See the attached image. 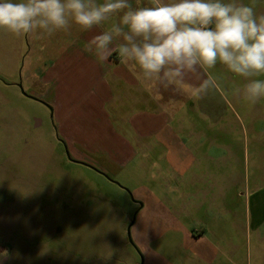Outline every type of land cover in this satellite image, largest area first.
<instances>
[{
    "label": "rangeland",
    "instance_id": "obj_1",
    "mask_svg": "<svg viewBox=\"0 0 264 264\" xmlns=\"http://www.w3.org/2000/svg\"><path fill=\"white\" fill-rule=\"evenodd\" d=\"M240 2L264 15V0ZM114 20L91 31L99 35ZM60 33H34L26 52L57 64ZM74 46L88 51L76 41L65 54ZM3 55L0 64L10 72ZM66 69L61 76L54 66L51 83L35 70L25 84L22 69L0 71V264H201L186 238L202 229L217 246L241 247L239 257L220 247L216 261L205 264H264L254 251V235L264 229L254 214L262 204L250 201L264 184V97L255 104L244 98L248 80L218 62L190 74L188 88L153 80L155 93L140 96L155 101L131 102L123 83ZM208 76L218 87L197 95ZM254 79L264 81V73ZM18 82L44 102L50 90L59 103H49L53 117ZM141 204L131 229L135 247L127 227Z\"/></svg>",
    "mask_w": 264,
    "mask_h": 264
},
{
    "label": "clouds",
    "instance_id": "obj_2",
    "mask_svg": "<svg viewBox=\"0 0 264 264\" xmlns=\"http://www.w3.org/2000/svg\"><path fill=\"white\" fill-rule=\"evenodd\" d=\"M111 27L93 37L87 50L107 59L119 41L122 61L138 67L146 81L162 80L188 88L186 78L217 63L248 80L245 99L264 97V15L240 0H148L134 7L130 0H0V28L16 36L38 33L42 38L72 24L90 31L105 22ZM208 76L197 95L217 88Z\"/></svg>",
    "mask_w": 264,
    "mask_h": 264
},
{
    "label": "crops",
    "instance_id": "obj_3",
    "mask_svg": "<svg viewBox=\"0 0 264 264\" xmlns=\"http://www.w3.org/2000/svg\"><path fill=\"white\" fill-rule=\"evenodd\" d=\"M16 2H19V0H16ZM130 2L133 4L134 7L137 6V4H134L136 0H130ZM97 3H100L97 0ZM139 6H148V1H146L145 5H139ZM95 29V27L93 28ZM0 52L4 53V55L1 57L2 59L9 60L12 64V69L9 72V70L4 69V64H0V71L5 75H17L19 70L22 69L24 71V76L22 78V82H26L27 75L33 76V72L36 70L41 69L44 71V77L46 82H52L53 78L56 76L53 72V67L55 66L58 70L60 69L61 76L68 75L70 69L66 68H74L73 74H77V76L82 75H88L87 69L89 71L94 72L95 77H107L112 78L113 80H116L117 83H123L124 90V101H131V102H142L143 98L145 100H152L155 101L154 96L145 98L140 96L141 91L147 90L149 94H154L155 90L153 86L151 85V81H146L143 78L142 72L138 67H133L130 64H126L122 61V58L119 55L118 52V43L119 41H114L112 45V50L108 54L107 59H100L94 52L89 51H82L80 47L74 46L76 52L73 55L65 54L64 48L71 44L75 43L76 41H79V43H83L87 45L90 43V41L95 37V33L90 31H84L81 29L79 25L72 24V27L69 31L64 32L61 31L59 36V43H61L62 47L60 49L57 48L55 57L58 60V63L56 64L55 60L54 63L49 62H35L30 52H26V44L24 45V42L26 41L27 37L33 36V34L25 35V36H16L13 35V37L8 34L9 37L3 38V30L0 28ZM58 39V40H59ZM5 40L4 42H2ZM85 40V41H83ZM60 45V46H61ZM75 45V44H74ZM25 47V49H24ZM87 47H84L86 50ZM26 52V53H25ZM58 55V57H57ZM54 57V58H55ZM24 61V65L21 68V62ZM76 62V63H73ZM58 65V66H57ZM72 74V75H73ZM65 83L67 82L66 79L63 80ZM80 81V80H79ZM78 82V81H77ZM103 89V87H102ZM107 85L104 86L103 91L106 92ZM151 89V90H150ZM154 90V91H153ZM66 89H64V94L68 95L66 93ZM59 90H57V93ZM138 94V95H136ZM57 95V94H56ZM43 99L48 102L46 103H52L54 106H59V103L57 104V98L53 96V94L50 92V90L46 91L44 94H42ZM157 101V100H156ZM162 131V130H161ZM165 137H169V132L165 131ZM173 137V136H172ZM171 137V138H172ZM264 181V180H263ZM235 184V182H232ZM258 189L254 190L252 194H250V201H254L256 205L262 204L259 206V211L254 214L255 222L257 223L256 226L259 225V223H264V184L260 185ZM142 209V207H139V211ZM138 211V213H139ZM133 227V226H132ZM260 232L257 233V235H254L255 238H257L258 243L257 246H255V257L260 259V261L264 260V229L259 230ZM205 229L201 230V234L197 233L194 235L193 233H190L189 236L186 234V247L190 250L191 256H194L198 262L201 264H205V260L216 261V258L218 257V249L220 247L222 249H226L229 252H234L237 257H239L241 253V247L238 244L231 243L226 246H217L216 243H211L206 239V235L204 234ZM136 245V244H135ZM136 247H138L136 245ZM1 252V249H0ZM252 257V255H251ZM193 259V258H192ZM205 262V263H204ZM144 264L146 263L144 260ZM154 264V263H150ZM189 264V263H188ZM198 264V263H197Z\"/></svg>",
    "mask_w": 264,
    "mask_h": 264
},
{
    "label": "water",
    "instance_id": "obj_4",
    "mask_svg": "<svg viewBox=\"0 0 264 264\" xmlns=\"http://www.w3.org/2000/svg\"><path fill=\"white\" fill-rule=\"evenodd\" d=\"M18 86L21 88V91H22V93H23L24 95H26V96H28V97H30V98L36 99V100H40V99L36 98L35 96L28 94V93L23 89V86H22V83H21V82L18 83ZM40 101L44 102L43 100H40ZM44 103L47 104V105L51 108V112H52V113H51V116L53 117V109H52V107H51L48 103H46V102H44ZM66 153H67L68 158H69L70 160L75 161V162H80V161H78V160H74V159H72V157L70 156V154H69L68 151H67ZM141 207H142V204L140 205V208H141ZM138 211H139V209H138L137 212L134 214L132 221L130 222V224H129L128 227H127V235H128V237H129V241H130V243H131L132 245H134L135 247H136V245H135V243H134V241H133V239H132L131 229H132V226L134 225V223H135V221H136V217H137ZM140 264H144V260H143V258H142V260L140 261Z\"/></svg>",
    "mask_w": 264,
    "mask_h": 264
},
{
    "label": "flooded vegetation",
    "instance_id": "obj_5",
    "mask_svg": "<svg viewBox=\"0 0 264 264\" xmlns=\"http://www.w3.org/2000/svg\"><path fill=\"white\" fill-rule=\"evenodd\" d=\"M19 83V82H18ZM18 83H16L18 85ZM47 105V104H46Z\"/></svg>",
    "mask_w": 264,
    "mask_h": 264
}]
</instances>
